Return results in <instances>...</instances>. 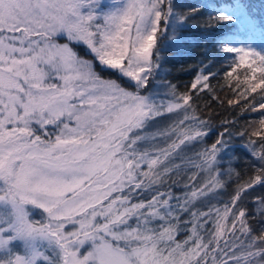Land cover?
I'll list each match as a JSON object with an SVG mask.
<instances>
[{
	"label": "snow or ice",
	"instance_id": "snow-or-ice-1",
	"mask_svg": "<svg viewBox=\"0 0 264 264\" xmlns=\"http://www.w3.org/2000/svg\"><path fill=\"white\" fill-rule=\"evenodd\" d=\"M224 25L257 28L244 0H0V264H264V49ZM202 94L259 116L217 133Z\"/></svg>",
	"mask_w": 264,
	"mask_h": 264
},
{
	"label": "trees",
	"instance_id": "trees-1",
	"mask_svg": "<svg viewBox=\"0 0 264 264\" xmlns=\"http://www.w3.org/2000/svg\"><path fill=\"white\" fill-rule=\"evenodd\" d=\"M178 3L181 4H191L198 3L199 0H177ZM211 2L217 4H223L231 2V0H211ZM251 9L253 22L256 24V31L253 32H234V29L238 28V25H224L217 29L212 35L217 39L228 38L230 41L237 44H247L252 43L257 50L264 49V43L261 40L260 27L264 26V2L262 0H244ZM187 66V65H185ZM169 69H171V73L168 76V79L172 80L173 83H177L178 87H180L181 91L185 90V85L189 84L193 79L190 72H178L176 66L173 64L166 65ZM212 83L217 85V80H213ZM217 92L222 100H226L228 96L231 95L227 89L223 92L220 91L219 86L217 85ZM203 96V94H202ZM199 106L203 109L202 115L206 118L211 115V120L214 126V130L218 133L223 130V127L220 123L223 119H234L238 121L236 125L237 128H242L246 125V123L250 120L257 119L258 113L244 112L240 114L239 106L236 108H229V106L225 103L224 106H220L215 100H210L209 97L203 96V99L198 101ZM208 104V107L205 108L204 105ZM231 127V126H229ZM215 138L214 136L212 137ZM239 140V138H237ZM242 151V150H241ZM239 154V153H238ZM250 171V170H249ZM177 193H179V189H176ZM231 191V190H229ZM251 191V190H250ZM260 194L259 188L256 191L251 192V196H256ZM228 196H224V200L226 201ZM249 207H251V200L249 201ZM253 227L258 231L259 224L257 221H251Z\"/></svg>",
	"mask_w": 264,
	"mask_h": 264
},
{
	"label": "rangeland",
	"instance_id": "rangeland-1",
	"mask_svg": "<svg viewBox=\"0 0 264 264\" xmlns=\"http://www.w3.org/2000/svg\"><path fill=\"white\" fill-rule=\"evenodd\" d=\"M105 3H109L110 4L111 3V0H105Z\"/></svg>",
	"mask_w": 264,
	"mask_h": 264
}]
</instances>
